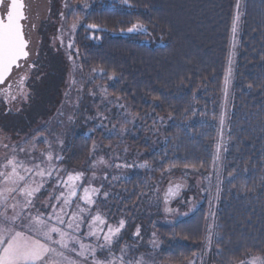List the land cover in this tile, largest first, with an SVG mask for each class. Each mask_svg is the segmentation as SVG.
Returning <instances> with one entry per match:
<instances>
[{
  "label": "trees",
  "instance_id": "obj_1",
  "mask_svg": "<svg viewBox=\"0 0 264 264\" xmlns=\"http://www.w3.org/2000/svg\"><path fill=\"white\" fill-rule=\"evenodd\" d=\"M70 2L77 21L73 46L78 73L86 88L94 82L103 87L102 94L79 100L58 167L87 177L95 147L109 149L111 136L104 137L101 130L88 131L85 125V111L96 112L95 103H101L103 117L114 122L119 116L114 110L117 99L138 122L134 138L125 143L127 156L135 158L134 169L105 177L101 197H95L109 224L118 226L125 220L112 253H98L97 258H108L112 264H138L139 259V264H200L210 206L203 201L174 224H162L158 221L161 190L169 178L179 175L212 178L237 0H128L130 7L124 0ZM132 23L146 32L122 34ZM88 25H95L97 31ZM46 60V73L23 115L0 112L4 121L0 125L6 130L14 125L24 134L39 117L48 115L46 108L59 95L66 63L59 53H47ZM230 99L213 213L216 234L207 251L212 264H238L248 253H264V0H242ZM49 201L47 193L36 194L32 214ZM86 224L83 232L88 231ZM139 226L153 233L150 261L146 258L150 247L142 248L144 235H134ZM65 255L84 264L83 256L67 250ZM87 264H93L90 256Z\"/></svg>",
  "mask_w": 264,
  "mask_h": 264
},
{
  "label": "rangeland",
  "instance_id": "obj_2",
  "mask_svg": "<svg viewBox=\"0 0 264 264\" xmlns=\"http://www.w3.org/2000/svg\"><path fill=\"white\" fill-rule=\"evenodd\" d=\"M39 4L40 10L38 11L37 16V31L35 36L30 37L31 46L33 48L32 58L37 59L38 53L40 65L39 70L37 71L25 69L22 72H16L12 76L10 81L0 84V112H6V116L12 115L14 113H17V115H23V111L30 107L33 102L36 85H38V83L43 78L42 76L46 73L45 63L47 61V53H59L63 56L64 62L66 63H64L66 74L59 88V95L55 98L54 104L49 105L46 108L48 115L39 117L35 122V125L29 127L26 133H20L21 130L16 131L17 128L13 129L14 125H9L8 130H6V127H2L0 125V171L4 170V165L7 164L8 159L18 160L24 167H32V161L34 158L29 155L32 153L35 154V159H43L44 164L42 165V167L64 169L62 167H58L59 161L55 160V156L60 155V151L62 149L61 145L65 138L71 132V126L74 123L76 111L78 110L77 106L79 100L82 99V101H85L86 99H88V96H93L94 93L102 94L103 86L97 85L95 82L91 85L90 89L85 87V84H83L84 81H82V77L79 75L78 68L74 62L76 50L73 46V40L76 28L75 30H73L72 25L75 24L77 27V21L73 19L72 15V12L74 10L73 4H71L70 0H40ZM241 8L242 0H239V5H236V12L234 16L239 13L241 18ZM62 13L64 14L63 17L61 15ZM239 30L240 19L235 38L231 36L229 56H231L232 60V76L231 82L227 86V88H225L224 92L222 106L224 123H220L218 132L217 146H220V151L219 154H217L216 152V164L213 168L211 178L212 183L211 179L204 178L205 180H203L200 176L197 175H179L169 178L164 185V188H162L161 190V216L158 221L162 224H174L179 219L190 214L203 201H206L208 206H210L211 210L209 212L210 214L207 236L204 243L205 248L202 257L199 258L200 264H212L207 261V251L210 241L216 234L213 213L218 200L220 171L223 157L222 155L225 152V145L227 142L226 134L231 105L230 87L233 81L234 64L239 42ZM122 34L128 35L129 33L125 31ZM62 35L63 47L60 46L61 40L55 39L56 37H61ZM69 42L72 43L71 49L68 48ZM54 43L55 46H53ZM70 53L72 55L71 60L68 58ZM20 76H26L25 86L23 89L24 93H26V97L25 95L20 94ZM9 84H11L12 87H9ZM12 95H16L17 99L12 100ZM114 103V105H116L114 110L117 109L116 111L119 112V116H117V119L114 120V122H112L111 118L109 117H103L104 110L101 107V103H95L97 110H95L96 112H94L93 114H89V110L88 112L85 111V125L88 126V131L101 130L103 131L104 137L111 136V139L108 142V144L110 143L109 149L106 152V148H104L103 150L101 149V146H99V148L98 146H96L95 150H93L94 154L92 157V164L88 167L89 171L87 173V177L84 173V177L86 178L83 182V185L85 187L90 183L91 187L100 189V184L103 182V179L109 175V177H111V173L119 175L126 172L129 173L132 169H134L133 167H131L130 169L125 166L128 164L135 165L136 163V161L134 162L135 158L133 160L131 159L133 157L127 156V146H125V143L127 142L126 139L134 138V129L138 126L137 117L132 115L131 112H128L127 109H121L119 105H122V103L117 99H115ZM89 109L92 110V107H90ZM111 110L113 111V108H111ZM79 115H83L81 111H79ZM0 122L1 124L4 123V121ZM90 123L93 124H91L90 126ZM6 125H8V122H6ZM101 125H103V127H101ZM90 127H93L94 129H90ZM7 131H10L11 133ZM21 148L25 149V151L21 152ZM49 152H51L53 155L52 161H49L47 159ZM101 159H103V163H100ZM125 160H129V163L124 164L123 161ZM117 165H120V167H117ZM7 170L11 172V166H9ZM69 172L70 171H64L62 176L58 177L57 173L53 171L51 179H48L47 173H45V177L43 179L44 181H46V183H44V187L39 193H47V196L51 198L50 202L52 204H56L57 201L55 199V196H59L60 191L66 192V189L62 186L57 189L56 181L57 179L64 180L65 177L67 178ZM20 174L28 175L29 185L32 187H35L38 184L42 183V178L39 175H30L23 172H21ZM46 187L49 188L46 189ZM79 195H83V188L81 189V192L78 194V196L73 198L74 203L72 204L71 208L67 209L69 216H71L73 212L79 214V207H88L83 203V201L79 200ZM7 196L8 192L5 190L3 178H0V204L3 203L5 197ZM98 197H101L99 193L97 195V198ZM166 199L167 203L165 202ZM14 202L15 201L13 200H9V212ZM41 203L44 202L41 201ZM97 206L98 205H96V202L92 205L90 209L92 215H97L99 212V214L102 215V218H105L104 213L101 212ZM166 208L169 209V211L166 212ZM2 211H4V209L0 207V212ZM52 211V208L48 207L45 211V216H47V213H50ZM88 219L91 220V216H88ZM85 228L88 229L87 224ZM138 228V237L144 235L145 239L144 243L142 244V248L150 247L149 250L151 252L149 254H146L147 260L149 259L150 261L151 257L153 258L154 254L153 247H155L153 246L154 241L151 238L153 233L147 230V227H143V229H141V227L139 226ZM138 228L135 232H137ZM55 238L58 239V237ZM102 240L103 237H101V242ZM149 240L151 241L149 242ZM87 241L90 240L87 239ZM92 241L94 242V240H91L90 242ZM93 246H95L94 243ZM72 253L76 254V252ZM244 259H250V256ZM140 261L142 260L139 259L138 262L140 263ZM238 264H240V262Z\"/></svg>",
  "mask_w": 264,
  "mask_h": 264
},
{
  "label": "snow or ice",
  "instance_id": "obj_3",
  "mask_svg": "<svg viewBox=\"0 0 264 264\" xmlns=\"http://www.w3.org/2000/svg\"><path fill=\"white\" fill-rule=\"evenodd\" d=\"M124 2L126 6L130 7L128 0H124ZM238 5L239 0H237ZM61 15L63 17L64 14ZM239 19L240 15L237 13L232 20L231 33L233 38H235L238 30ZM27 20L24 0H0V84L10 81L16 72H22L25 69L39 70L38 53L37 59L32 58L33 48L30 33L26 31L29 27L26 23ZM31 27L34 28L35 25H31ZM72 28L75 30L76 25L73 24ZM88 28L94 32L97 31L95 25H88ZM127 32L136 35L146 32V29L142 25L132 23ZM90 38L102 39V37L97 36ZM55 39H60V46L63 47V35ZM53 46H55V43ZM68 48H72L71 42H69ZM68 58L72 59L71 53ZM228 63L225 88L231 82V56H229ZM113 75L108 76V79L112 80ZM25 81L26 76H20V94L26 97V93L23 91ZM9 87H12V85L9 84ZM11 99L15 100L17 96L12 95ZM119 107L122 109L125 105H119ZM220 123H224L223 114H221ZM20 151L24 152L25 149L21 148ZM219 151L220 146L218 145L217 154H219ZM29 155L34 158L32 167H24L20 161L8 159L7 164L4 165V170L0 171V178H3L5 190L8 192V196L0 204V207L4 209L0 212V264H76V261L65 255V250L76 252L77 245H79L80 251L76 254L84 257V264H87L89 256L92 258L93 264H112V261L108 258L104 260L97 259V254L112 253V246L122 229H124L125 220L121 219L118 226L114 227L102 218L99 212L97 215H92L90 209L95 203V197L100 189L91 187L90 183L85 187L83 185L85 179L83 172L74 174L69 172L66 180L57 179V189L62 186L66 189V192L60 191V195L55 196L56 204L49 201L48 204L41 205V210L36 211L33 215V208L36 207V194L41 192L44 183H46L43 179L45 173H47L48 179H51L53 171L60 177L67 170L44 168L42 167L44 164L43 159H35L34 153ZM47 159L49 161L53 160L51 152L48 153ZM63 159L60 155L55 156L56 161H63ZM103 162V159H101L100 163ZM9 166H11V172L7 170ZM125 166L128 168L133 167V165ZM117 167H120V165H117ZM139 167L144 168L146 165L141 164ZM166 171H170V169ZM21 172L39 175L42 178V183L35 187L30 186L28 175L20 174ZM81 187L83 188V195H79V200L83 201L88 207L78 206L79 214L73 212L69 216L67 209L71 208L74 203L73 198L78 196V189ZM104 195L107 196L108 193H104ZM9 200L15 201L10 212L8 210ZM165 202L167 203V199ZM48 207H51L53 211L45 216ZM165 211L167 212L169 209L166 208ZM88 216H91V220L88 219ZM85 223L88 226L87 232L82 231ZM104 228H107V232L103 231ZM134 235L139 236V228ZM54 237H58V239ZM101 237H103V242H101ZM85 239L94 240L95 246H93V243L85 244L83 242ZM57 245L59 249L56 247ZM246 255L250 256V259H241L240 264H264V253L260 255L248 253Z\"/></svg>",
  "mask_w": 264,
  "mask_h": 264
},
{
  "label": "water",
  "instance_id": "obj_4",
  "mask_svg": "<svg viewBox=\"0 0 264 264\" xmlns=\"http://www.w3.org/2000/svg\"><path fill=\"white\" fill-rule=\"evenodd\" d=\"M26 5V15L28 20L26 23L29 27L26 29L30 33V37L36 31L37 22H38V11L40 10V0H24ZM31 25H35V27H31Z\"/></svg>",
  "mask_w": 264,
  "mask_h": 264
},
{
  "label": "flooded vegetation",
  "instance_id": "obj_5",
  "mask_svg": "<svg viewBox=\"0 0 264 264\" xmlns=\"http://www.w3.org/2000/svg\"><path fill=\"white\" fill-rule=\"evenodd\" d=\"M37 31V30H36ZM36 31L32 34V36L31 37H33V36H35V34H36Z\"/></svg>",
  "mask_w": 264,
  "mask_h": 264
}]
</instances>
